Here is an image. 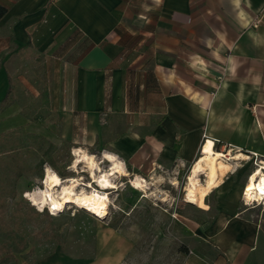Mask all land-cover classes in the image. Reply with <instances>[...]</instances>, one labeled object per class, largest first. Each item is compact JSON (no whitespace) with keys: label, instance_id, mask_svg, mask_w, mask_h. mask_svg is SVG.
Segmentation results:
<instances>
[{"label":"crops","instance_id":"1","mask_svg":"<svg viewBox=\"0 0 264 264\" xmlns=\"http://www.w3.org/2000/svg\"><path fill=\"white\" fill-rule=\"evenodd\" d=\"M0 5V107L10 89L13 100L0 136L23 128L58 148L110 153L144 180L194 166L212 141L230 171L183 264H264V200L244 199L264 172V0ZM133 250L109 228L92 256L58 252L41 264H128Z\"/></svg>","mask_w":264,"mask_h":264},{"label":"rangeland","instance_id":"2","mask_svg":"<svg viewBox=\"0 0 264 264\" xmlns=\"http://www.w3.org/2000/svg\"><path fill=\"white\" fill-rule=\"evenodd\" d=\"M4 135L0 139V184L6 187L2 191L5 212L0 214V264H41L58 252L90 257L97 237L109 228L134 243L128 264H183L191 238L208 227L215 216L213 211L205 212L185 201L193 164L163 166L157 171V177L163 179L145 178L147 195L130 184L136 178L134 174L121 176L118 189L111 192L104 218L69 204L55 215L48 209L41 211L25 195L43 187L47 168L57 175L64 174L59 175L62 179L80 177L86 183L90 181L89 169L85 165L77 171L72 168L74 150L67 144L50 147L20 130ZM14 150L24 155L22 175L17 174L10 159ZM91 155L103 162L102 152ZM43 156L45 164L40 166ZM108 165L101 163L104 170ZM209 180L201 177L205 185L204 203L210 209L213 198L207 185Z\"/></svg>","mask_w":264,"mask_h":264},{"label":"bare ground","instance_id":"3","mask_svg":"<svg viewBox=\"0 0 264 264\" xmlns=\"http://www.w3.org/2000/svg\"><path fill=\"white\" fill-rule=\"evenodd\" d=\"M213 146L212 141L207 142L202 151L204 156L193 166L185 189V201L198 205L202 209H208V207L204 203L205 185L202 184L201 176L206 175L210 179L207 185L209 191L213 192L221 185L219 172L221 171L224 175L230 169L231 158L214 152ZM102 160L101 163L109 164L106 170L101 167V163L93 155L85 150L75 149L72 168L77 171L80 165H85L89 169V182H84L80 177L62 179L47 168L43 187L26 193L25 198L41 211L48 209L54 215L63 211L69 204L97 218H104L110 204L111 192L118 189L117 180L129 174L124 163L115 155L104 153ZM206 165L210 167L209 172ZM130 184L133 188L148 194L147 182L144 179L136 177L130 180ZM244 199L247 204H255L264 200V172L261 169L256 170L249 179L244 190Z\"/></svg>","mask_w":264,"mask_h":264},{"label":"trees","instance_id":"4","mask_svg":"<svg viewBox=\"0 0 264 264\" xmlns=\"http://www.w3.org/2000/svg\"><path fill=\"white\" fill-rule=\"evenodd\" d=\"M6 13H7V9L0 5V21L3 19V17L6 15ZM11 93H12V90L10 89L8 92V95L6 96L5 100L3 101V103L0 107V111L7 109V107L13 102L12 98H10ZM19 130L22 133H25L23 128H20ZM1 137H6V136L1 135L0 139H1ZM29 137L38 138V140L41 143L48 144L50 147H55L41 137H36L34 135H29ZM23 158H24L23 153H21L20 151H17V150H14V152L11 153V156H10L11 162L15 165L14 168L17 171V174H19V175H22L23 172H22L21 168L25 166V162L23 161ZM44 164H45V157L43 156L41 158V160L39 161L38 165L42 166ZM59 175L61 177L65 176L62 173H60ZM5 188L6 187L4 186V184L3 185L0 184V214H3L5 212V206H4L3 195H2V191Z\"/></svg>","mask_w":264,"mask_h":264},{"label":"built area","instance_id":"5","mask_svg":"<svg viewBox=\"0 0 264 264\" xmlns=\"http://www.w3.org/2000/svg\"><path fill=\"white\" fill-rule=\"evenodd\" d=\"M246 202H247V201H246ZM246 202H245V203H246ZM248 205H249V204H248Z\"/></svg>","mask_w":264,"mask_h":264}]
</instances>
